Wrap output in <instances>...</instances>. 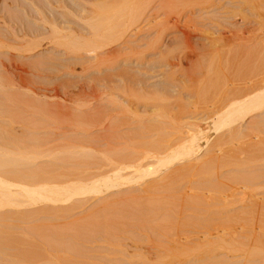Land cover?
I'll list each match as a JSON object with an SVG mask.
<instances>
[{"label":"rangeland","instance_id":"obj_1","mask_svg":"<svg viewBox=\"0 0 264 264\" xmlns=\"http://www.w3.org/2000/svg\"><path fill=\"white\" fill-rule=\"evenodd\" d=\"M182 1L173 0V3L177 5V13L171 11L175 10L173 7L171 10L168 9L171 16L175 15L174 18H178L180 22L178 29L168 30L161 24L164 23L162 21L165 17L164 13L158 10L160 9L157 8L158 4H154L152 14L149 13L150 15L148 14L141 24L139 22L132 27V30H128L122 41L105 47L95 54L88 53L84 49L76 52L66 51L63 46L51 43L53 30L59 32L61 36L70 35L73 40L80 43L84 39H89L92 31L87 26L90 16L86 11L92 8L95 1L0 0V149L20 152L24 155L32 150V144L30 146L25 139L41 136L42 139L39 140L48 139L46 142H49L46 147L43 146L54 149L57 147L55 152L59 155L55 157H60L64 151H60L58 148L61 146L58 145H61L62 141L54 138L52 140L50 135L55 131H61L59 129H64V125L49 116L48 113L54 110V106H59L64 111L80 105H85L84 109L82 108L85 111L99 107L131 123L137 121L134 119L136 116L147 115L148 112L150 115L151 112H155L157 107L153 103L157 102L156 98L164 96L163 98L171 103L173 113L179 112L175 110L178 104L183 109L177 123H197L204 126V117L199 113L203 105H198L201 100L198 97V99L195 98L194 92L204 88L207 64L216 60H230L228 56L231 55H228L225 49L235 44L238 37L247 39L254 35L253 31L257 26L254 23L256 16L253 18L255 10H252L254 7L251 0H210L211 3L204 0L205 5L204 9L201 8L202 10L198 9L200 8L198 6L195 7L196 5L193 7V4L189 8L187 3L183 5L186 0ZM163 29L165 33L163 31L164 34L162 33L163 36L160 39L157 32ZM182 32L189 39L187 43L184 41L186 36H183ZM214 44H219L218 47L223 46L214 50L212 48ZM224 51L227 57L222 53ZM194 105L200 108L195 111L192 108ZM258 116L255 115L259 120L264 118ZM147 120L140 119L144 125L150 123ZM251 121L254 120L247 119L237 126L238 131L243 132L242 139L245 141L243 143L239 138L240 142H237L244 150H238L242 155L236 153L240 158L238 164L241 165L239 166L242 172L239 170L241 173L238 172V175L232 172L234 179L231 177L226 180L225 178L229 175L224 174L225 177H220L217 183L211 175L212 170L205 166V168L200 167L201 169L196 170L197 172L192 171L187 174L185 172L176 174L175 169L172 168L159 177H147L148 179L143 178L140 179L141 181H136L137 178H135L136 183L128 185L130 187L104 191L103 194L97 195L88 193L84 197L83 195L75 196L72 202L65 204H45L53 205L51 208L54 210H46V208L40 210V212L44 210L50 212L40 213L38 210L41 209L42 204H38L40 207L36 205L38 208L36 206L19 208L16 206L14 209L5 207L0 209L2 235L8 239L10 237V240H26L29 243L32 239L37 240L36 235L50 236L49 240L56 238L65 248L63 249L65 255H69L70 259L80 264H166L171 261L170 259L182 257V254L198 256L202 252H197V249L193 247L195 242L199 243L205 234L207 236V233L214 232L212 235H215L217 230L230 227L237 230V237L230 240L228 236H224L223 246L233 252L214 251V255L209 254L212 255L210 258L206 256L207 253H204V261L191 264H264V216L260 219L261 222L255 221L252 225L249 222H243L246 225L233 223L226 219V210L222 208L223 203L218 202L221 199L218 193L225 190L234 192L238 188L235 193L254 190L253 194L257 197L264 190L262 186L264 178L258 182L255 181L256 184L251 185L253 187L250 189L247 187L248 184L245 186L246 183L241 182L244 171L248 172V175L247 172L244 173L245 177L249 176L251 171H253L251 174L254 172L257 174L264 163V157L261 154L260 157L257 150V153L254 152L253 142L257 141L254 138L255 129H253V137H251L252 134L251 136L249 134V137L248 134L245 135ZM263 124L261 123L262 126ZM5 132L10 135L13 133L16 139L19 137L24 142L10 139ZM247 139L252 140L250 144L253 148L251 145L249 147ZM15 145L26 147L22 148L23 150H17L14 149ZM34 146L33 148L37 145ZM240 146L235 148L241 149ZM247 146L252 148V152ZM97 149L104 150V146ZM64 154L65 152L62 155ZM47 159L50 158H41L36 161L37 166L41 168L43 163L42 168L46 163L51 166V160L47 161ZM71 159L65 158L62 162L67 164L68 167H65L67 172L76 169V173L71 172L75 175L77 173L79 175L82 170L85 171L84 165L88 163L89 172H92L90 170L92 165L93 173L97 174L98 168H95L93 162L98 161L96 162L98 166L99 161L101 164L104 161L100 158L96 160V157L93 158L96 161L87 158L81 160L79 157L72 159L73 161ZM83 160L87 161L83 162ZM254 165H258L257 168ZM53 166L51 168H54ZM182 166L179 164L176 168L179 169ZM88 168L87 173H89ZM232 168L229 166L227 169L232 170ZM227 169L220 171L224 173L229 171ZM227 173L231 174V172ZM224 175L221 174V176ZM210 180L211 183H208ZM216 195H218L217 198ZM227 210L231 211L233 208H227ZM5 222L6 224L3 225ZM240 225L248 227V232L246 229L243 231ZM32 227L37 230H31ZM206 238L211 244H215L218 240L215 237L213 240L205 237L200 244L206 243L208 241ZM208 242L206 245L210 244Z\"/></svg>","mask_w":264,"mask_h":264},{"label":"bare ground","instance_id":"obj_2","mask_svg":"<svg viewBox=\"0 0 264 264\" xmlns=\"http://www.w3.org/2000/svg\"><path fill=\"white\" fill-rule=\"evenodd\" d=\"M93 1L96 2L92 6L93 9L89 8V10L86 11L90 16L89 18L90 22L88 23L89 25L87 26H89V29L92 31L91 32L92 35H89L91 37L89 39L87 38L86 40L84 39L83 42L80 43L76 40H73L70 35H69L70 37L67 35L65 36V34L64 36L63 35L61 36L59 32L53 30V35L51 36L52 44L54 43L56 46H61V47L63 46L64 50L66 51L76 52L84 49L88 51V53L96 54V52H98L99 50H102L105 47H109L114 43L122 41L128 30H132L133 29L132 27L138 25L139 22L141 24L142 21L145 20L144 18H147V15L153 11L154 4L156 5L158 4L157 8H160L158 10L163 11L164 13L165 17L164 20H162L164 21V23L161 21L162 22L161 24H163V26H165L166 29L176 30L178 29V25L180 23L177 20L178 18H174L175 15H172L173 16L172 17L168 11V9L171 10V8L173 7L175 10H171V11L177 13V9H176L177 5L173 3V0H93ZM207 1L211 3L210 0H206L205 2ZM251 2H252V6L254 7V8L252 7L253 8L252 10H255V15H253L254 16L253 18H255L256 16V19H254L255 20L254 23L255 25H257L256 29H254L253 31L254 35L247 39L246 38L239 39L238 37V39L236 38L237 40L234 42L235 44L233 45L231 44L230 47L227 44L226 46L227 48L228 47L229 48L225 50H227L228 55L232 56V57L228 56L230 57L229 58L230 60H226V59L223 61L216 60L207 64L206 74L204 75L205 78L203 84L204 88L201 89L199 88V90L202 91L201 94H199L200 93L199 90H196L197 93L196 91L194 92V94L196 95L195 98L198 97L201 100V102H199L198 105L199 106L203 105V106L200 108L197 107V105L196 106L194 105L192 106V108H194L195 111L198 108L201 109L199 113H201L204 117V126H201L197 123L196 124L177 123L176 121L180 119L183 109L181 105L178 104L177 109L175 110H178L179 112L173 113V107H170L171 103L167 99H164L163 98L164 96L162 98L161 97L158 99L156 98L157 104L153 101L154 102L153 104L156 105L157 107L156 109L154 106V109H156L155 112L154 111L151 112L152 114L150 115H148L149 112L147 113V115H143V116L135 115L136 117L134 119H137V121L134 122L132 121L133 123L132 122L127 123V121L123 117H120L119 115H113V114L111 115L99 107H96L94 109L89 108V110L85 111L83 110L84 109L83 107H85V105L84 106L80 105L71 110L68 109L64 111L59 106H54L55 107L53 108L54 110L52 111L50 110L51 112L49 111L48 114L53 119L62 122L64 125V129H59L61 130L59 132L55 131V133L50 135L52 138L50 136L49 137L52 140L54 138L55 140L58 139L62 141L61 145H58L61 146L58 149L60 151H64L65 154L62 155L64 152L62 153L59 151L60 153H62L61 156L55 157L58 154V153L56 154L55 152L57 147H55V149L52 147L45 148L46 145H48L47 143L49 142H46V140H48L46 138H45L46 140L43 141L39 140L42 139L41 136L33 139H29V137L27 139L25 137L27 139V140L25 139V142H27L30 146L32 144L31 146L32 150L31 151L29 150L30 154L24 153L23 155L20 152L15 153L8 150L0 149V209L5 207H12L14 209V207L16 206L18 208L24 206H36V205L40 207L39 206L40 204L42 205L43 204L55 205L58 203L65 204L71 201L72 198L75 196L83 195L84 197V195L85 194L88 195V193L89 194L93 193L97 195L104 191H110L122 187H127L128 185L135 182L134 181L135 178L139 179V180L136 179V181H141L140 179L147 177L149 178L156 176L159 177L161 174H164L165 172L171 170L172 168L175 169L174 171L176 174L177 173L181 174V172L182 173L185 172L187 174V172H192V171L195 172L196 170L198 171L200 167L202 168L205 166L207 167V169L212 170L211 175L212 177L214 176L213 178L217 180V183H219L218 179L220 177L221 178L225 177V175L227 176L229 175V177L225 178L226 180L231 177L232 179H234L232 176V172L233 174L235 173L236 175L239 174L238 172L240 171L242 172V170H240L241 165L238 164L240 160L238 155H242L240 151L244 150L242 149V146H240L241 144L237 142H240L239 138H241V141L243 143L245 141V140L243 141L242 139L244 137L242 136L244 135L243 132L241 133L240 131H238L239 129H237L238 128L237 126L241 122L251 118L254 121L253 122L251 121L249 123L251 124L250 125L251 127L248 125L250 130L249 129L246 130L248 132L245 135L247 136L248 134L249 137L250 134L251 136V134L254 132L253 129H255L254 134L255 133L256 134L254 135V138L257 139V141L255 139L254 140L258 147L256 146L255 142H253L254 143L253 145H255L254 152L257 153L256 152L257 150L259 156L261 157L262 155L264 157L263 155L264 126L261 125V123H264V118H261L259 120L255 117V115L256 116L259 115L258 117H264V0H251ZM185 3L188 4L187 6L189 8L193 4V7L194 5H196L195 7L197 6L200 7L198 9L201 8L204 9V5H205L204 0H186L184 1L183 5ZM209 3H207V5H209ZM249 5L251 4L249 3ZM163 31L164 29L159 30V32H157V35L159 33L158 36L160 39L163 36L162 35ZM242 35L244 36L243 33ZM183 36L186 35H184L183 33ZM80 39L82 40V37ZM188 40L189 39L186 36L184 41L187 43ZM218 45L219 44H214L212 45L213 46L212 48H214L215 50L216 48L219 47L222 48L223 46L220 45L218 47ZM222 53L226 54V51ZM94 56L96 57V55ZM254 117L256 120L254 119ZM142 118L148 119L147 122L150 123L144 125L140 121V119L142 120ZM5 134H8L10 136V139H15L17 141L22 140L19 137H17L18 139H16V136H13L14 135L13 133H12L13 135L12 134L10 135L9 133L5 132ZM251 137H253V134ZM250 141L248 142L249 147L250 145L252 147L253 145L250 144L251 143ZM203 144L204 147H202ZM34 145L37 146L35 147ZM33 146L35 148H33ZM39 146H41V148H38ZM101 146H104V150L99 149L98 151L97 147L99 148ZM238 146H240L241 149H236L238 148ZM25 147H23L22 145L21 146L15 145L14 149L21 150L22 148L24 149ZM249 147L248 150H251L252 152L253 147L252 148ZM245 153L247 155V152ZM7 155L8 156L11 155V157H8ZM243 155L245 154L243 153ZM63 156L69 160L71 158L78 159V157L81 158V160L82 159L85 160V158L95 159L96 157V160L100 158L102 161L103 160L104 161L102 164L99 161V165L97 166L96 162L98 161L93 159V161H96L93 162L95 168H98L96 169L97 174L93 173L94 170L92 165L90 166L91 167L90 170H92V172L91 173L89 172V168L87 167L89 166L88 163V165H84L86 168V169L84 168L85 171L83 170L80 171L79 172L80 174L78 175L77 173L78 175L77 176L75 175V173L77 172L75 171L76 169H74L75 173H71L73 169H71L72 171L70 172L68 171L69 173L67 172V168L65 169L67 164L62 162V160L65 159ZM41 158H50L49 160H51L52 162L51 166L57 165L58 167L55 168V166H53L54 168H51V166H49L48 163H46V165H48L49 168L46 167L45 165L47 169L45 167L42 168L44 166V163L42 164L43 166L41 165L42 166L41 168L38 167L36 161L40 160ZM49 160L47 159V161ZM58 160L60 162H58ZM84 160L83 162L87 161ZM144 162L146 164H143ZM263 162H264V158H263ZM179 164L183 166L182 168L178 169V167L176 168V165L178 166ZM229 166L230 168L234 167V169L233 168L232 170L227 169L229 168ZM254 166H256L257 168L258 165H254ZM70 167L68 169H70ZM236 167L238 168L236 169ZM87 168L89 173H87ZM222 169L229 170L226 171L231 172V174L227 172L221 173L220 170ZM246 172L247 171H244L245 174ZM251 172L247 177H245L243 173L242 177L243 179L244 178L245 179L244 181L243 179L241 181L242 183H246L245 186L248 184L247 187L249 189L250 187H253L256 184L255 181L258 182V180L264 178V163H263V168L262 169L259 168L258 171L259 174L258 173L255 174V172L251 174ZM221 174L223 175L225 174V175L221 176ZM213 178H211V180H214ZM211 180L208 183H211ZM229 183H231V181ZM221 184L223 183L221 182ZM237 189L238 188H236L235 190ZM235 190L234 192H232L231 190H230L231 192L228 191L226 192L225 190L224 192L218 193L219 196L218 195L215 196L216 198L218 196L222 199V200L220 199V201L218 200L216 201H218L221 204L223 203L222 208L223 210H226L225 211L226 219L233 221V223L238 222L243 225H246L244 223H248V222L251 223L252 225L253 222L260 221V219H262V217L264 216V212H263L264 190L260 192L258 197L256 194H253L254 190H251V192L236 191V193ZM234 195L235 197H233ZM231 198H233L234 201ZM230 199L232 200V202ZM42 205H41V209L40 208L39 210L37 209L39 212L40 210L45 208L46 210L47 209L54 210L53 208H51L53 205L51 206H46V205L42 206ZM227 208H233V210H231L232 213L231 211H228ZM44 211L40 213H44ZM46 212H50V211H46ZM230 214L232 215L230 216ZM5 224L6 222L3 225ZM242 227H243V231L247 230L248 232L247 229L248 227L246 226H245L246 228L244 226ZM34 229L36 228L32 227L31 230L34 231ZM236 232L237 230L233 228L224 227L220 230H217L215 232V235H212L214 234V232L207 233V236L205 234V237L212 238V236H214L215 238H218L220 242L217 240L215 241V244H211L208 238H206V240H208L210 244L208 241L207 242L209 245H206L207 244L206 241H205L206 243L203 244L202 242V244H200L201 241L204 240L205 238L204 237L203 239H200L199 243L195 242L196 244L193 246L195 247V249H197L196 250L197 252L199 251L202 252L198 254V256L193 254H182L181 255L182 257L175 258L176 256H174L175 260L170 259L171 261L169 262L167 261L168 263L166 264H189V263L191 264L197 261H204V253H207L206 256L210 258L212 255L215 254L214 251H217V253L221 251L222 252L227 251L228 249L223 246L225 240L223 238L224 236H228L230 240H233L235 239V237H237ZM2 234L3 232L0 230V264H80L77 261L75 262L72 258L70 259L69 255L68 256L65 255V250H63L65 248L63 247V245L59 243V240L56 238H52V240H49L50 238L48 239V237L50 236L36 235L37 240L35 241L32 239V241L29 243L28 241L23 239H22L23 241H19V240L15 241L14 239L10 240L11 239L10 237L8 239ZM217 242L219 244H217ZM228 251L233 252L232 250H228ZM209 254L212 255L210 256ZM225 254H229V253H225Z\"/></svg>","mask_w":264,"mask_h":264}]
</instances>
